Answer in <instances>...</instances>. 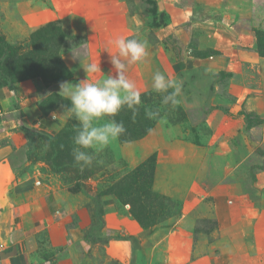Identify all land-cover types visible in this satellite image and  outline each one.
<instances>
[{
	"label": "rangeland",
	"instance_id": "rangeland-1",
	"mask_svg": "<svg viewBox=\"0 0 264 264\" xmlns=\"http://www.w3.org/2000/svg\"><path fill=\"white\" fill-rule=\"evenodd\" d=\"M248 1L229 17L227 0H0V33L19 55L0 57V84L35 82L26 127L41 133L37 153H54L49 135L74 161L78 121L59 83L86 79L90 61L101 68L90 81L115 76L110 41L119 36L147 42L145 61L125 73L149 98L133 118H163L95 154L88 177L68 167L66 182L42 160L29 161L36 176L18 166L13 205L0 207V245L25 224L30 264H264V94L243 45L224 38L248 34L264 53V0ZM157 71L180 85L177 106L152 90ZM151 155L152 176L136 178Z\"/></svg>",
	"mask_w": 264,
	"mask_h": 264
},
{
	"label": "clouds",
	"instance_id": "clouds-1",
	"mask_svg": "<svg viewBox=\"0 0 264 264\" xmlns=\"http://www.w3.org/2000/svg\"><path fill=\"white\" fill-rule=\"evenodd\" d=\"M110 43L117 50L115 55L110 56L115 76L90 81L87 77L101 72L100 64L90 61L81 63L86 79L75 84L70 81L59 83L58 95L70 102L67 111L78 121L76 134L72 138V156L81 170L90 167L95 154L126 132L124 124L115 119L121 110H132L135 116L142 103L141 92L125 73L129 65L145 61L148 56L147 42L119 36ZM76 58L79 57H73ZM152 90L161 96L163 105L175 107L180 103V85L159 71L152 77ZM146 116L163 122L159 111H146Z\"/></svg>",
	"mask_w": 264,
	"mask_h": 264
},
{
	"label": "crops",
	"instance_id": "crops-1",
	"mask_svg": "<svg viewBox=\"0 0 264 264\" xmlns=\"http://www.w3.org/2000/svg\"><path fill=\"white\" fill-rule=\"evenodd\" d=\"M249 3L248 0H227L228 5L225 8L230 11L229 17L240 16L244 10L249 9ZM229 19L227 21H230ZM231 34L224 38L227 41L243 45L242 51L237 50L240 59L244 63L248 62L249 65L256 67L261 86L259 91L264 94V57L257 53L255 41L250 35H242L238 40L233 33ZM219 48L225 50L221 46ZM35 90L36 84L32 81L0 87V207L5 213L9 206L13 205L10 200L17 195L16 188L21 184L20 179L14 180L17 167L28 165L29 170L26 174L29 176L28 173L31 172L36 176L35 169L38 167V163L30 164L27 161L25 155L26 134L20 129L21 125L26 126L36 114V102L32 96V92ZM257 111L259 110L257 109ZM260 112L264 113V110ZM39 183L42 187L48 185L45 178L40 179ZM27 236V228L23 224L5 239L7 244L0 245V264H30L28 251L22 248V242ZM8 248L11 250L6 252L5 250Z\"/></svg>",
	"mask_w": 264,
	"mask_h": 264
},
{
	"label": "trees",
	"instance_id": "trees-1",
	"mask_svg": "<svg viewBox=\"0 0 264 264\" xmlns=\"http://www.w3.org/2000/svg\"><path fill=\"white\" fill-rule=\"evenodd\" d=\"M259 54L264 57V53L259 51ZM0 57L3 58L5 61H7L9 64L14 63L16 60L19 59L18 55V47L12 45L9 43L5 37L0 33ZM65 74H67V70L63 68ZM15 79L12 78V80L9 83H1L0 87L7 86L9 84H15L17 82L14 81ZM141 100L143 102L149 101V98L146 95L141 96ZM134 114L132 110H129L127 108L122 109L121 112L115 117V119L118 122H122L125 126L126 132L120 136L119 138L121 141H128L134 138H138L145 134L148 130H150L153 126L152 120L148 119L147 117L143 116V122L141 125H137V120L133 118ZM140 126H144V128H139ZM20 129L25 132L27 136V145L28 149L26 151V158L30 162H36L38 160L45 161L51 168L52 173L60 174L62 179L66 182V173L68 172V167H74L76 169V172L78 174V171L80 167H78L74 161L71 159H68L66 155H64L63 149L59 147V139H56L55 137H51L49 135H45L44 138H47L49 140L50 145L52 148H54L53 154L48 155H41L37 153L36 149L38 147L37 143V137L41 135L40 131H38L36 128L32 127H26L25 125H21ZM155 165V156L151 155L149 156L145 162H143L135 171L134 175L137 178L136 175H141L139 173L141 170H147L148 175L146 176H152L153 170ZM66 174V175H65ZM81 174L83 177H88V168L85 167ZM135 178V179H136ZM151 178V177H150ZM135 218L138 220V222L144 227L146 226L145 221L142 219V216L140 214L134 213ZM11 249L8 248L5 251L9 252Z\"/></svg>",
	"mask_w": 264,
	"mask_h": 264
}]
</instances>
